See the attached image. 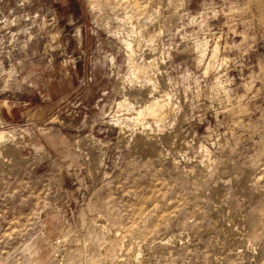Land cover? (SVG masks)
I'll list each match as a JSON object with an SVG mask.
<instances>
[{"label": "rangeland", "instance_id": "rangeland-1", "mask_svg": "<svg viewBox=\"0 0 264 264\" xmlns=\"http://www.w3.org/2000/svg\"><path fill=\"white\" fill-rule=\"evenodd\" d=\"M150 4L0 0V264H264V0Z\"/></svg>", "mask_w": 264, "mask_h": 264}, {"label": "bare ground", "instance_id": "bare-ground-1", "mask_svg": "<svg viewBox=\"0 0 264 264\" xmlns=\"http://www.w3.org/2000/svg\"><path fill=\"white\" fill-rule=\"evenodd\" d=\"M150 1L151 0H88V3H89V7L91 8V12L93 15L97 16L98 18L102 20L105 16L104 26L106 29H110L112 25L115 23L116 32L121 34L126 27V24H125L126 22H124V19L122 18V14L124 12L127 13L128 15L127 18H129L131 21L137 24L138 28L143 29L144 27H146L144 22L147 18L148 19L150 18V17H147V14H146L147 9L151 5ZM130 9H132L133 13L130 12ZM97 10L99 11L98 14L96 13ZM125 21H126V18H125ZM120 38L122 37L120 36ZM125 43L128 49H130L129 52H130L131 59L135 61V73L131 77L133 79L140 80L142 73H144V68H145V71L147 72V69H146L147 67H144L143 64L141 62L139 63L138 61L137 53L139 52V47L135 46L132 41L125 40ZM148 75L150 74L148 73ZM148 77L152 81L156 82V78H155L156 76L150 75ZM0 115H1V112H0ZM138 119L139 117L137 118V120ZM0 136H3V135L0 134Z\"/></svg>", "mask_w": 264, "mask_h": 264}]
</instances>
